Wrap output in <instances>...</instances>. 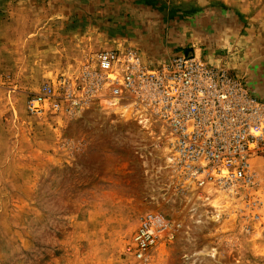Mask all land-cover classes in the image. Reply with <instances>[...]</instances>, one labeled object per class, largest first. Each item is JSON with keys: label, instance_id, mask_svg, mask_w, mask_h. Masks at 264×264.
Segmentation results:
<instances>
[{"label": "rangeland", "instance_id": "1", "mask_svg": "<svg viewBox=\"0 0 264 264\" xmlns=\"http://www.w3.org/2000/svg\"><path fill=\"white\" fill-rule=\"evenodd\" d=\"M206 16L264 44V0H0V264H264V157L253 187L200 194L136 124L54 99L61 80L84 98L102 51L170 59ZM45 87L53 98L32 113ZM150 213L177 233L141 261L130 247Z\"/></svg>", "mask_w": 264, "mask_h": 264}, {"label": "built area", "instance_id": "2", "mask_svg": "<svg viewBox=\"0 0 264 264\" xmlns=\"http://www.w3.org/2000/svg\"><path fill=\"white\" fill-rule=\"evenodd\" d=\"M97 71L85 73L84 98L61 80L54 99L69 102V111L99 102L101 108L143 130L164 157L179 186L200 194H233L256 184L252 161L264 157V99L245 79L210 67L195 55H175L151 65L127 51H102ZM45 87L30 98L39 113L53 98ZM57 95V96H56ZM61 107L56 104L55 110ZM177 225L160 214L141 219L131 242L137 259L147 261L161 243L172 242Z\"/></svg>", "mask_w": 264, "mask_h": 264}, {"label": "crops", "instance_id": "3", "mask_svg": "<svg viewBox=\"0 0 264 264\" xmlns=\"http://www.w3.org/2000/svg\"><path fill=\"white\" fill-rule=\"evenodd\" d=\"M245 30L250 34L252 32L249 27H240L232 18L203 17L198 21L193 34L184 31L179 47L182 50L174 54L195 55L204 59L210 67L248 79L252 92L264 97V44L254 41L248 43L246 38L249 35ZM254 40L262 39L260 36ZM184 49L190 51L184 53ZM169 57L156 58L160 61ZM153 59L156 60L155 57Z\"/></svg>", "mask_w": 264, "mask_h": 264}]
</instances>
